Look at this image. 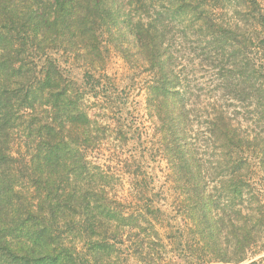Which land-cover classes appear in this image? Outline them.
<instances>
[{
    "label": "trees",
    "instance_id": "trees-1",
    "mask_svg": "<svg viewBox=\"0 0 264 264\" xmlns=\"http://www.w3.org/2000/svg\"><path fill=\"white\" fill-rule=\"evenodd\" d=\"M172 27L203 39L190 47L201 60L177 56ZM111 49L133 72L123 88L104 72ZM208 70L260 131L204 100ZM134 92L167 165L169 210L157 195L111 199L86 156L105 130L88 110L101 102L125 126ZM263 134L264 0H0V264H264Z\"/></svg>",
    "mask_w": 264,
    "mask_h": 264
},
{
    "label": "rangeland",
    "instance_id": "rangeland-1",
    "mask_svg": "<svg viewBox=\"0 0 264 264\" xmlns=\"http://www.w3.org/2000/svg\"><path fill=\"white\" fill-rule=\"evenodd\" d=\"M115 1L116 0H114V2ZM241 8V6H237L236 11L239 12ZM230 18H233L232 14L230 15ZM172 34L174 36L171 37L170 35ZM165 35L166 39H172L169 43H174L176 41L183 42V48H180V53L177 54V56L181 58H195L201 60L200 58H196L198 52L191 50L192 48L190 47H192V41H203V39H199L197 36L192 37V34L184 36L182 30L175 27L169 28V32H165ZM124 41H127L132 45L131 36L126 35ZM130 53L134 55V58H132L137 60L136 63L141 60L136 49L134 50L131 48ZM107 56L108 58L104 72L114 76L115 80H120L118 86L123 88L126 83L124 78L128 77L133 72L131 68L123 62L122 58H120L121 56L114 50L111 49ZM209 71L210 70L206 71V79L203 81L204 88L208 91V94L203 92L204 95H208V99H204L206 102H211L210 99H213L214 95H216V91L213 90L212 84V82L215 83L214 76H212L214 75V72ZM71 72L75 77L79 78L83 73L82 65L74 63ZM252 83L253 82H247L245 88H248L249 84ZM220 92L225 94L223 91ZM216 96L219 99L221 95L217 92ZM225 98L228 100H219L223 104H232L234 106L231 107V112L237 113V118L242 121L243 128L246 127L252 129L255 125H259L256 131H260L263 123H252L253 119L256 120V118L251 114H246V112L251 111V108H249V105L251 104L247 101H244L243 104L230 101L229 96H226ZM86 102L87 106L95 104L94 100H91L90 98H86ZM127 103L128 124H124L125 126L120 125V122H118L111 113H108L107 109H104L105 106L101 102L97 104L100 105L101 108L100 106H97L88 110V116L92 120H97L101 123L105 130L101 134V140L97 144L87 148V159L94 165H98L101 168L102 173L107 176L106 179L109 180L108 182H111L109 185V196H111V199L133 202V204L142 201V203L146 205V199H149L153 195H157L154 200L160 203L159 205L162 209L169 210L171 209L170 205L173 203L174 196L169 184L166 182V174L168 172L167 165L166 162L157 155L155 152L156 148L152 145V123L150 118L145 115L143 97H141L139 93L134 92V94L129 97ZM253 110H255V107ZM257 118L261 121L259 117ZM129 125L132 126L131 130L128 129ZM118 127H120V130H118ZM134 129H136V132H134ZM118 133H122L123 136L116 135ZM252 134L253 133L251 132L250 135ZM137 166L140 168L136 169ZM137 172L140 174L139 179L143 180L147 187H145L146 185H144V182H142L139 187L137 184V189L131 187L133 175L137 174ZM127 205L128 204L125 206ZM122 259L124 258L118 257L119 263L121 264H148L147 259L144 261L142 260V262L130 256L126 261H122Z\"/></svg>",
    "mask_w": 264,
    "mask_h": 264
}]
</instances>
